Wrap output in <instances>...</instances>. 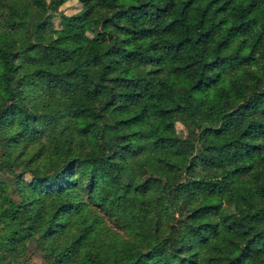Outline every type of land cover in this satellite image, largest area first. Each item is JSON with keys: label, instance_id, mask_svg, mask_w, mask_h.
I'll use <instances>...</instances> for the list:
<instances>
[{"label": "trees", "instance_id": "16d2710c", "mask_svg": "<svg viewBox=\"0 0 264 264\" xmlns=\"http://www.w3.org/2000/svg\"><path fill=\"white\" fill-rule=\"evenodd\" d=\"M64 1L0 0V264L30 238L45 264H264V0ZM34 2L67 43L41 59Z\"/></svg>", "mask_w": 264, "mask_h": 264}, {"label": "rangeland", "instance_id": "374dc122", "mask_svg": "<svg viewBox=\"0 0 264 264\" xmlns=\"http://www.w3.org/2000/svg\"><path fill=\"white\" fill-rule=\"evenodd\" d=\"M79 6V0H65L59 5L58 12L69 15L76 12L79 9ZM39 8V4L36 2L32 3V6L29 8L28 12L24 13L22 18L17 21L16 31L18 33L16 35V45L19 50L31 53L32 55H35L41 59L46 55L55 54L58 48L66 47L67 43L65 40L56 37L49 29H45L39 25L40 12L37 10ZM51 21V29L58 28L60 26L58 16L56 14L52 16ZM76 37L77 35L72 36L71 40L76 39ZM23 100L28 104H32L34 102L30 92L23 95ZM187 123V112L184 111L178 113L174 122L175 131L179 135L184 136L186 134ZM5 128H9V126L6 125ZM0 142L2 141L0 140ZM2 149L3 147L0 146V158L2 157ZM21 166V164L14 165L12 168L17 171ZM7 176L8 174L2 168H0V188L6 184L5 178ZM112 177L118 187V193H121L124 186L130 184L136 175L134 174L133 170L124 169L114 171ZM129 199H131V201L134 199V203H139L140 201L143 202L141 198H133L131 195L129 196ZM104 216L108 226L112 230L115 229L116 231H120L118 224H120V222L123 220L122 218L116 217V214L110 216L106 214ZM15 264H45L44 251L36 247L34 239L30 238V240L25 242Z\"/></svg>", "mask_w": 264, "mask_h": 264}]
</instances>
